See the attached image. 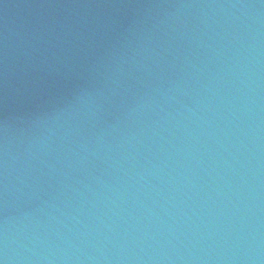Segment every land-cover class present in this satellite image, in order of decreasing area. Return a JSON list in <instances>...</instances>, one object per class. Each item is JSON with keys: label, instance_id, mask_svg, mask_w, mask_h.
I'll return each instance as SVG.
<instances>
[{"label": "water", "instance_id": "water-1", "mask_svg": "<svg viewBox=\"0 0 264 264\" xmlns=\"http://www.w3.org/2000/svg\"><path fill=\"white\" fill-rule=\"evenodd\" d=\"M0 264H264V0H0Z\"/></svg>", "mask_w": 264, "mask_h": 264}]
</instances>
